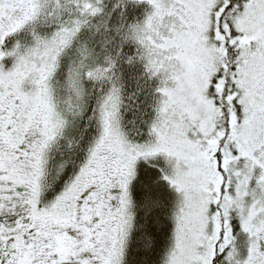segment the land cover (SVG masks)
Returning <instances> with one entry per match:
<instances>
[{
	"label": "snow or ice",
	"instance_id": "6c2138e0",
	"mask_svg": "<svg viewBox=\"0 0 264 264\" xmlns=\"http://www.w3.org/2000/svg\"><path fill=\"white\" fill-rule=\"evenodd\" d=\"M0 264H264V0H0Z\"/></svg>",
	"mask_w": 264,
	"mask_h": 264
}]
</instances>
